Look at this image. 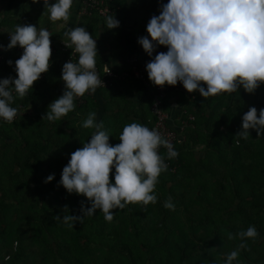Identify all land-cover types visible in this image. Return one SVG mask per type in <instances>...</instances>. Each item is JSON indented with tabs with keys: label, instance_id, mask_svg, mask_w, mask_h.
Instances as JSON below:
<instances>
[{
	"label": "trees",
	"instance_id": "16d2710c",
	"mask_svg": "<svg viewBox=\"0 0 264 264\" xmlns=\"http://www.w3.org/2000/svg\"><path fill=\"white\" fill-rule=\"evenodd\" d=\"M11 4L9 0L8 10ZM138 54L140 61L152 59L142 60ZM8 61L5 55L0 78L2 74L7 78L16 75ZM39 80L34 90L14 99L12 106L18 109L14 121L0 120V264H99V257L102 264H224L241 243L237 234L249 226H255L259 235L247 240V247L240 250L233 264H264V136L249 130L247 140L235 137L242 130L243 115L255 107L259 117L264 108V84L252 94L240 87L238 92L206 100L199 92L190 93L189 98L175 93L188 104L181 108L192 114L194 121L182 132L181 142L174 144L177 158L169 160L162 152L169 167L156 185L157 202L113 209L112 222L105 221L97 210L95 216L69 226L62 221L63 215L80 216L81 204H90L84 196L69 194L59 181L71 154L94 132L82 127L91 103L87 96L82 104L74 100V110L60 120H43L46 114L38 103L47 73ZM125 81L146 88L133 79L114 85ZM29 104L31 111L27 112ZM149 119L151 112L140 124ZM76 121L82 127L74 133L79 135L78 142L68 134L58 137L62 124L74 131ZM107 131L109 142L120 143L116 125ZM238 144L243 148L236 147ZM196 145L202 146L201 152ZM253 145L251 161L258 171H253L250 163L245 165L244 151ZM52 174L55 179L45 183ZM169 197L174 211L164 207Z\"/></svg>",
	"mask_w": 264,
	"mask_h": 264
},
{
	"label": "clouds",
	"instance_id": "9594fccd",
	"mask_svg": "<svg viewBox=\"0 0 264 264\" xmlns=\"http://www.w3.org/2000/svg\"><path fill=\"white\" fill-rule=\"evenodd\" d=\"M42 2L50 21L67 23L74 0ZM32 3L39 4L41 0ZM105 24L107 30L120 26L114 15H108ZM146 32L148 35L139 38L138 43L150 58L158 47L167 49L157 52L145 65L154 86L174 87L180 82L188 93L199 92L206 100L238 92L240 87L252 94L264 84V0H167V3L161 0L159 15L150 18ZM51 35L46 28L18 24L9 34L7 47L0 45L5 51L17 46L23 49L14 64L17 78L0 79V120L13 122L18 115V109L12 106L14 99L23 98L41 74L48 72ZM64 35L70 41H63L65 46L69 49L74 46L78 60L73 63L70 59L62 67L60 79L65 90L48 105L43 117L50 122L73 111L76 97L94 93L103 84L96 71V40L84 27L69 29ZM96 115L91 112L83 121L82 127L94 132L82 148L71 154L59 181L69 194L84 196L90 204V207L81 204L80 216L63 215L62 221L69 226L95 216L97 210L103 213L105 221L112 222L113 209L124 210L129 204H155L159 177L168 170L165 159L179 155L158 129L137 122L126 124L119 136L120 143L113 146L104 122H97ZM241 128L235 137L247 140L249 130L264 136V108L259 110L258 117L257 109L251 107L242 117ZM161 147L167 149L166 158L159 152ZM110 173L114 175V183ZM54 179V174L49 175L45 183ZM164 207L175 210L171 197ZM65 211L68 212L67 207ZM56 220L61 221L59 216ZM237 235L241 243L227 255L224 264L237 261L240 250L247 247V240H255L259 233L255 226H249Z\"/></svg>",
	"mask_w": 264,
	"mask_h": 264
},
{
	"label": "crops",
	"instance_id": "0c3cea01",
	"mask_svg": "<svg viewBox=\"0 0 264 264\" xmlns=\"http://www.w3.org/2000/svg\"><path fill=\"white\" fill-rule=\"evenodd\" d=\"M8 2L9 0H0L1 33L14 32L18 24H32L38 29L46 28L52 34L50 36L51 44L66 40L67 37L64 33L69 29L84 27L93 39L96 40L98 52L96 65L107 64L113 69L122 70L124 66L123 61L130 54L139 53L138 55L142 60L149 57L146 53L140 52L138 39L148 35L146 26L153 15H159L161 0H118V3L113 1L114 6L118 5L120 7L119 10L113 13L115 18L120 22V26L114 30H107L105 24L106 17L101 18L93 15L82 22L77 20V6L74 4L70 9L69 20L65 23L63 21H50L48 11L45 9L42 0L39 4H33L32 0H12L9 10L7 7ZM162 2L167 3V0H162ZM165 50L167 51L166 48ZM5 55H8L9 61H12L14 66L17 59L15 50H7L5 51ZM64 64L63 54L56 53L47 72V80L40 85L41 94L39 98L42 100L38 104H40L44 114L47 113L48 105L59 98L65 90L64 82L60 79ZM7 76L2 74V78L0 79L7 78ZM12 78L17 77L13 75ZM39 82L40 80L34 82L32 89L29 90H34ZM149 95L150 93L147 88L140 87L134 81H125L118 85H113L109 89L96 90L87 97L91 103L90 113L93 110L92 106L95 107L93 112L97 114V122L103 121L105 130H109L112 128V125H116L121 134L126 124L132 122L140 123L143 116H148V112L150 113ZM172 102H175L180 108L184 104L188 105L183 99L176 97L175 94H170L166 101L167 104ZM26 109L27 112L31 111V104ZM65 126L66 124H62L59 128L60 131L56 133L58 137H60L59 134H68L72 140L78 142L79 135H74V133L76 131L80 132V129H82L80 122L76 121L74 123V127L76 128L77 126V129L74 128V131L68 130ZM114 128L116 129L115 126ZM116 142L118 141L109 143L112 145Z\"/></svg>",
	"mask_w": 264,
	"mask_h": 264
},
{
	"label": "built area",
	"instance_id": "2783aa9c",
	"mask_svg": "<svg viewBox=\"0 0 264 264\" xmlns=\"http://www.w3.org/2000/svg\"><path fill=\"white\" fill-rule=\"evenodd\" d=\"M113 1L114 0H74L73 4L77 6L76 18L77 20L82 21L83 19L89 18L93 15H97L101 18H105L108 15H113L115 11L120 9L118 5L114 6ZM9 34L11 33L3 34L0 32V45L7 47L8 43L10 42ZM63 41L70 43L67 38L66 40L59 41L58 43L50 44V50L52 53L50 61L52 62V58L56 53H62L63 55L65 54V63L70 59L73 63H76L78 60V53H75L73 50L74 46L73 49H69L65 46ZM138 48L143 50L139 43ZM14 50L16 52L17 58L19 59L23 49L17 46L14 48ZM165 51V47L163 46L156 49V52ZM4 60L5 55L3 49H0V65L4 62ZM147 63L148 62L140 61L136 54H131L126 58L122 70L113 69L107 64L96 65L98 76L104 84H101L96 90L109 89L114 85L115 82L123 81L125 79L139 81L150 91L151 96L150 112L152 119H149L147 124L142 125L149 127V129H158L165 139L170 141L173 145L178 144L182 140V132L191 127V123L194 121V116L192 114H187L175 102L167 104V97L170 94L181 93L184 94L186 98H189L191 94L183 88V85L180 82H178L174 87L167 85L163 87L154 86L149 81L147 72L145 70V65ZM105 65H107V68L109 69L108 73L105 71ZM44 75L45 73L41 74V77ZM89 94V92H86L84 96L76 97L74 100L77 104H82L83 98ZM159 152L162 155V152L167 153V149L161 147ZM165 162L169 167V163L166 160Z\"/></svg>",
	"mask_w": 264,
	"mask_h": 264
},
{
	"label": "rangeland",
	"instance_id": "374dc122",
	"mask_svg": "<svg viewBox=\"0 0 264 264\" xmlns=\"http://www.w3.org/2000/svg\"><path fill=\"white\" fill-rule=\"evenodd\" d=\"M232 147V146H231ZM235 147V146H234ZM236 147H241V148H243L240 144H238V146H236ZM202 148V146H198V147H196V150H198V151H200L201 152V149ZM253 148H255L254 147V145L253 146H249L245 151H244V154L246 153L247 154V156H246V158H247V161H245L246 163H245V165L247 164V163H250V165H252V170L253 171H258V167L257 166H255V161H251L252 160V158H253V154H254V150H253ZM249 152H250V155H249ZM200 156H202L201 154H199ZM247 167H249V166H247ZM98 263L99 264H102L103 263V260L99 257V260H98ZM263 263H264V261H263Z\"/></svg>",
	"mask_w": 264,
	"mask_h": 264
}]
</instances>
